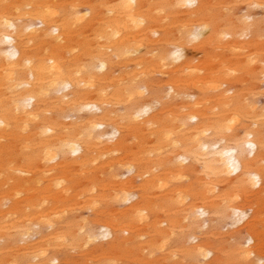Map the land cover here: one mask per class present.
Masks as SVG:
<instances>
[{
  "label": "bare ground",
  "instance_id": "1",
  "mask_svg": "<svg viewBox=\"0 0 264 264\" xmlns=\"http://www.w3.org/2000/svg\"><path fill=\"white\" fill-rule=\"evenodd\" d=\"M261 98L264 0H0V264H264Z\"/></svg>",
  "mask_w": 264,
  "mask_h": 264
},
{
  "label": "snow or ice",
  "instance_id": "2",
  "mask_svg": "<svg viewBox=\"0 0 264 264\" xmlns=\"http://www.w3.org/2000/svg\"><path fill=\"white\" fill-rule=\"evenodd\" d=\"M188 4H189V6H192V4H194V0H188ZM195 38H196V36H193V39H195ZM248 147L252 148L253 145L249 144Z\"/></svg>",
  "mask_w": 264,
  "mask_h": 264
},
{
  "label": "rangeland",
  "instance_id": "3",
  "mask_svg": "<svg viewBox=\"0 0 264 264\" xmlns=\"http://www.w3.org/2000/svg\"><path fill=\"white\" fill-rule=\"evenodd\" d=\"M191 54H196V57H200L201 56V54L199 53V52H191ZM200 54V55H199ZM262 100H264V98H261ZM261 100V101H262Z\"/></svg>",
  "mask_w": 264,
  "mask_h": 264
}]
</instances>
